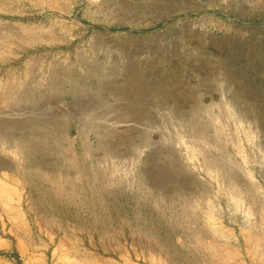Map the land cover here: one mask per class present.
Returning <instances> with one entry per match:
<instances>
[{
  "label": "rangeland",
  "instance_id": "obj_1",
  "mask_svg": "<svg viewBox=\"0 0 264 264\" xmlns=\"http://www.w3.org/2000/svg\"><path fill=\"white\" fill-rule=\"evenodd\" d=\"M0 264H264V0H0Z\"/></svg>",
  "mask_w": 264,
  "mask_h": 264
},
{
  "label": "bare ground",
  "instance_id": "obj_2",
  "mask_svg": "<svg viewBox=\"0 0 264 264\" xmlns=\"http://www.w3.org/2000/svg\"><path fill=\"white\" fill-rule=\"evenodd\" d=\"M215 140V139H214Z\"/></svg>",
  "mask_w": 264,
  "mask_h": 264
},
{
  "label": "trees",
  "instance_id": "obj_3",
  "mask_svg": "<svg viewBox=\"0 0 264 264\" xmlns=\"http://www.w3.org/2000/svg\"><path fill=\"white\" fill-rule=\"evenodd\" d=\"M19 263V262H18Z\"/></svg>",
  "mask_w": 264,
  "mask_h": 264
}]
</instances>
